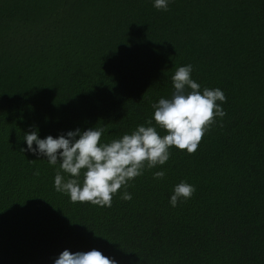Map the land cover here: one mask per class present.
<instances>
[{"label":"trees","instance_id":"16d2710c","mask_svg":"<svg viewBox=\"0 0 264 264\" xmlns=\"http://www.w3.org/2000/svg\"><path fill=\"white\" fill-rule=\"evenodd\" d=\"M187 64L199 90L223 91L225 115L110 207L72 202L53 186L59 165L26 150L35 130L99 127L108 142L148 126ZM181 181L195 192L172 207ZM65 249L116 264H264V0H0V264H53Z\"/></svg>","mask_w":264,"mask_h":264},{"label":"clouds","instance_id":"9594fccd","mask_svg":"<svg viewBox=\"0 0 264 264\" xmlns=\"http://www.w3.org/2000/svg\"><path fill=\"white\" fill-rule=\"evenodd\" d=\"M168 2L153 0V7L167 10ZM192 71L191 64L176 68L171 77L174 89L171 98L161 97L152 105L154 111L146 122L148 126L137 125L131 133L108 142L101 140L104 129L99 127L68 130L55 138L52 135L40 138L38 130H35L24 134L26 150L38 159L44 157L50 166L59 165L53 186L56 191L66 193L72 202L110 207L112 195L122 186L127 187L128 181L142 175L145 165L149 169L164 165L169 159L170 147L194 153L214 117L225 115L221 107L225 101L223 91L219 88L199 90V84L191 78ZM157 128L165 130L166 134L159 135ZM21 151L25 149L21 148ZM164 175L163 170L156 171L153 178L162 179ZM194 192L192 184L181 181L174 185L169 204L176 207L178 202L190 199ZM121 198L130 200L131 194L124 191ZM53 264L116 262L96 249L75 253L65 249Z\"/></svg>","mask_w":264,"mask_h":264}]
</instances>
